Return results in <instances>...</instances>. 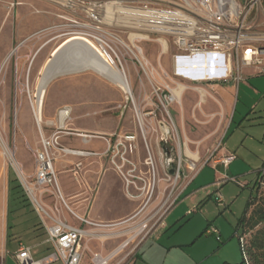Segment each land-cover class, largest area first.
<instances>
[{
    "label": "rangeland",
    "instance_id": "rangeland-1",
    "mask_svg": "<svg viewBox=\"0 0 264 264\" xmlns=\"http://www.w3.org/2000/svg\"><path fill=\"white\" fill-rule=\"evenodd\" d=\"M87 1L91 0H0V149L9 162L15 163L16 156L31 161L36 149L31 147H36V137L40 141L41 131L49 135L57 130L51 126L49 117L44 116L41 123L36 121L33 106L42 91L44 106L48 107L56 91V104L59 102V107L70 108L66 120L69 129L79 126L96 131L104 129L108 134L102 137L111 140L115 146L108 154L111 165L104 174V182L109 184L115 173L120 179L110 188L106 202L99 199L98 205L106 204L112 209L109 214L128 207L130 200H135L136 208L123 223L105 231L114 235L99 239L89 237L84 239V245L93 240L102 254L114 251L110 264H129L141 241V236L134 237L129 228L154 215L166 203L174 184L175 196L181 191L195 173L189 169L194 159L190 154L199 158L198 167H202L215 151L219 158L224 137L225 142L236 146V162L230 170L224 169L223 165L214 169L209 160V165L204 166V171L189 189V192L200 189L196 192V203L186 201L177 205L174 228L166 226L164 221L151 242L166 245L169 238L175 240L167 264L241 263L240 234L243 228L238 223L247 210L254 179L264 159V75L254 69L244 70L246 76L250 71L258 76L244 77L238 87L235 85L237 90L231 112L220 97L226 87L223 83L192 81L222 78L224 70L176 75L174 55L177 51L171 38L151 33L149 39L136 40L144 50V64L134 62L132 52L124 45H118L127 80L130 83L131 79L132 83L131 93L127 95L118 86L114 71L103 72L93 66L102 59L86 42L75 40L64 44L69 37L76 36L94 41L91 35L95 30L81 26L90 20L85 12ZM105 21L109 24V17ZM116 31L121 40L131 45L139 36L135 30L117 28ZM119 67L123 69L121 65ZM179 86L181 97L168 104L163 95ZM67 127L63 128L65 132L79 136V132L69 131ZM129 135L135 139L127 140ZM167 157L174 161L169 169L164 165ZM179 167L180 176H177ZM172 171H175V183L174 178H170ZM82 173L79 167L72 172L74 182L80 188L86 184ZM59 177L63 183L64 175ZM34 179L32 177L30 181ZM223 179L227 181L219 183ZM20 183L24 185L22 180ZM206 185V190H201ZM87 188L89 194L85 197L91 199L95 185ZM23 189L27 200L21 201L19 210L18 199L22 197L17 199L13 194L11 201L6 202L10 230L22 234L27 223L23 219L34 216L29 205L34 206L32 199L25 186ZM71 189H75L74 185ZM217 193L220 200L216 199ZM261 193L263 195L264 190ZM78 194L72 198L77 200ZM2 204L0 202V207ZM23 210L25 214L20 216ZM259 227L244 228L249 240ZM212 228H217L219 233H210ZM163 234L165 236L161 238ZM22 239L30 243L28 236ZM14 242L11 241L13 247L17 244ZM6 246L0 264H19L15 254L10 252L13 247ZM87 249L84 264H91L92 252ZM153 253L158 261L164 258L159 248Z\"/></svg>",
    "mask_w": 264,
    "mask_h": 264
},
{
    "label": "built area",
    "instance_id": "built-area-1",
    "mask_svg": "<svg viewBox=\"0 0 264 264\" xmlns=\"http://www.w3.org/2000/svg\"><path fill=\"white\" fill-rule=\"evenodd\" d=\"M87 2L85 12L90 20L81 26L95 30L91 36L101 50L103 58L111 66L121 65L123 69L119 68L125 77L127 74L117 49L119 43L132 52L134 62L144 64V50L136 44V40L149 39L151 33L164 34L171 38L177 51L175 58L213 54L215 59L210 63L213 69L225 72L222 78L192 81H205L213 84L218 81L220 83L233 82L238 86L244 79V68H253L256 73L264 75V0H91ZM106 17L110 19L109 24L105 21ZM117 28L135 30L139 36L134 38L132 45L128 44L117 35ZM164 43L167 45L166 41ZM180 86L175 90L170 89L169 93L163 95L168 104L181 97V94L178 96L176 93L180 90ZM70 111L69 107H63L59 110V115L68 118ZM63 133L72 134V132H65L62 124L49 135L42 130L40 146L34 149L35 179L27 181L21 174L24 183L22 186H25L30 195L34 210L46 229L54 249L43 258L34 259L30 248L21 245L15 253V259L19 264H51L59 260L63 264H84L88 255L84 239L108 238L114 233L105 231L112 230L125 220L97 222L80 216L73 210L61 189L55 162L60 156L67 154L97 155L99 153L65 146L61 141ZM78 134L85 141H88V137L98 136L83 132ZM107 141L106 155L115 150L111 140L107 138ZM221 149L222 147L219 150ZM215 152L210 154L203 166L212 161L214 164L222 163L227 167L235 159V156L231 154L218 158ZM198 161L192 158V163L189 165V169L195 171L194 175L203 167L197 166ZM173 162L172 158L167 157L164 165L169 169ZM177 176H180V167ZM256 177V181L263 187L264 166L258 170ZM170 178H174L175 183V171L171 172ZM230 179L235 180L234 177ZM226 181L227 179H223L219 183ZM180 192L175 196L174 184L166 203L154 215L129 228L128 231L134 232V237L141 236L138 248L147 239L153 237L164 224L167 214L178 201ZM47 193L54 198L53 208L46 206L41 200L42 196ZM216 199H221L219 193ZM62 207L68 209L83 225L90 228L73 225L60 217ZM153 219L154 222H152ZM210 233L218 234L219 232L217 228H212ZM130 239L125 242V246ZM240 244L243 248L245 237L242 234H240ZM91 252V264H110L114 255V251L106 255L99 251Z\"/></svg>",
    "mask_w": 264,
    "mask_h": 264
},
{
    "label": "crops",
    "instance_id": "crops-1",
    "mask_svg": "<svg viewBox=\"0 0 264 264\" xmlns=\"http://www.w3.org/2000/svg\"><path fill=\"white\" fill-rule=\"evenodd\" d=\"M1 3V2H0ZM2 5V4H1ZM3 8V7H2ZM75 40H82V39H74L73 37H69L64 44H67L71 41ZM86 42V44L94 51V48L91 46L89 39L87 40H82ZM90 41V42H88ZM94 43V42H93ZM3 63V57L1 59V64ZM248 69V68H244ZM253 69V68H249ZM255 71V70H254ZM258 76V74H254L250 71L249 75H245V78L249 77H254ZM244 80V79H243ZM131 83V79L129 80ZM132 84V83H131ZM226 87L220 92V97L227 106V108L231 111V106L232 102L235 97V91L237 90V87H235V84H231V82L228 83H223ZM57 98V92L54 91L53 96L51 98V101L48 105V107L44 106L45 105V100L43 101L41 113L44 119L45 117H49L52 120L51 126L54 128H59V125L62 124L63 128L68 126V122L66 121V117H60L59 115V110L63 107H59V102L56 104L54 99ZM45 107V108H44ZM44 109H45V115H44ZM232 112V111H231ZM82 115V114H81ZM80 115V116H81ZM67 130L73 131V132H84L89 133V132H98L97 135L93 138H91L88 141H85L84 138H82L80 135L79 136H74L71 134L63 133L61 141L62 143L69 147V148H74V149H79V150H89V151H95L98 152L99 154L97 155H75V154H67L64 156H60L56 162L55 166L58 171V178L60 182L61 189L68 200V202L71 204V207L73 210L79 214L80 216L87 217L91 220L97 221V222H119L121 220H124L127 218V216L131 215L132 212L135 210L136 205H135V200H130L128 207L120 209L116 214H109L111 212L110 209L106 207V204L100 207L98 203L100 202L99 199H103L102 201L105 203L107 200V197L109 195V190L114 186V184H117L119 182V174L115 173L113 179H111V182L108 184L104 178V174L107 170L110 168V159L108 155L105 154V151L108 147V141L107 139L103 138L102 135L108 134L105 133L106 131L104 129L101 130H95V129H88L84 127H76L69 129L67 127ZM54 129L52 130V132ZM45 133V132H44ZM46 134V133H45ZM50 134V133H49ZM68 140L66 143L64 140ZM36 147H31L33 148H38L40 146V141L38 137H36L35 140ZM236 146H232L229 141L225 142L223 141V146L220 151V156H228V155H234L235 159L227 166L225 167L222 163L220 164H211V167L216 169L217 166L223 165L224 169H231V166L236 162V157L238 154V151L235 149ZM15 163L9 162L8 159L4 155L3 149H0V183L4 180L3 185H2V190L0 193V202L3 204L0 207V257L4 254V250L7 249L6 245H8V248H11L10 246L13 247L11 244V241L15 240L17 243L13 247V252L11 254L14 256V254L20 249L21 245H25L26 247L30 248L32 257L34 259H40L49 254L51 251H53V244L49 240L48 233L44 226L42 225L41 221L39 220L37 214L35 213V210L31 204L27 203L30 205V209L34 211V216L31 218H24L23 221L27 222L26 225H24L25 229L23 231V234L20 233L21 231L14 233L13 231L10 230V222L9 218L7 217V205L6 202L7 200L11 201V198H13V194L17 195L20 198L18 199L19 206L17 210L20 209L21 207V201L27 200L25 197V191L23 189V186L21 185L20 181L22 180L23 175L24 179L27 181H30L32 177H35L36 175V161L34 156L31 158V161L29 160H21L18 159V157H15ZM264 159L262 161L263 166ZM80 164V165H79ZM209 165V164H207ZM77 167H79L83 173V182L85 185H82V188L77 186L76 182H74V179L72 177V172L77 170ZM260 167V168H261ZM259 168V169H260ZM204 166L193 176L191 180H189L185 186L181 189V192L179 193V199L176 202L175 206L169 211L165 218V223L166 226L173 227L175 226V217H178V209H175L177 205L181 203H186V201H190L191 204L196 203V192H199L200 189H197L195 191H190L189 189L192 186L193 182L201 175V173L204 171ZM258 169V170H259ZM113 171H115L113 169ZM258 172V171H257ZM60 175H64V182L62 183L60 179ZM257 175V173H256ZM256 179V176H255ZM254 179V180H255ZM16 181V182H15ZM17 183V185H16ZM214 186V183H211ZM75 187V189H71V186ZM90 185H95V188L93 190V195L91 199H88L85 197V195L89 194V189L87 186ZM208 185L206 187H202L201 190H206ZM80 192V193H79ZM189 192V193H188ZM78 194L77 200L72 198L75 194ZM42 202L50 207L53 208L54 204V198L50 196V194H44L41 198ZM26 203V204H27ZM199 207V206H198ZM110 210V211H109ZM24 210L21 211L20 216L24 215ZM60 217H63L66 219L69 223L73 225H83V223L78 220L68 209L62 207L61 213L59 214ZM181 222V220H178ZM86 228H90L87 225H83ZM29 237V242L30 243H25L24 240L22 239L24 236ZM203 235V232L200 234V236ZM164 234L161 238H164ZM152 237L147 239L144 243L141 244V246L138 248L136 251L134 257L130 261L129 264H167L169 258L172 256V251L175 248V240L173 238H169L166 245L164 244H154L151 242ZM14 242V243H15ZM96 244H94V241L91 240L85 245L88 247L91 251L98 250L99 252L102 253V251L99 249V247H95ZM186 246V245H184ZM159 248L161 250L164 258L160 261L154 258V253L155 249ZM9 249L7 250V252ZM86 264V263H85ZM224 264H227L226 262ZM240 264V263H237Z\"/></svg>",
    "mask_w": 264,
    "mask_h": 264
},
{
    "label": "bare ground",
    "instance_id": "bare-ground-1",
    "mask_svg": "<svg viewBox=\"0 0 264 264\" xmlns=\"http://www.w3.org/2000/svg\"><path fill=\"white\" fill-rule=\"evenodd\" d=\"M78 34H81V33H78ZM73 38L74 39L87 40L85 37H81V36H78V37L76 36V37H73ZM88 42H90V41H88ZM93 42H90L91 46L94 48V51L102 59V62H95L93 66H97L103 72L114 71V73H116V76L118 77V79H117L118 86L120 88H122L123 90H125L127 93L131 92V87H130V83L127 80V75L125 77L123 71L119 67L109 65L106 62V60L103 58L101 50L99 49V47ZM214 59H215V56L213 54H208L206 56L195 55V56L174 58L175 74L178 75V76H184V74L186 72H195V71H199V70H204V71L214 70L212 65L210 64ZM45 72L46 71H44V73ZM181 91H182V89L180 91L176 92L178 96H180ZM42 94H43V91L36 96L37 99H36V101L34 103V106H33L34 107L35 116H36V121L38 123H41L43 121V116H42V113H41V109H42V105H43V103H42L43 102L42 101ZM64 114L66 115V112H64ZM127 139L132 140V139H135V137L128 136ZM190 155L194 157V159H193L194 161H198L199 160V158L196 155H193V154H190Z\"/></svg>",
    "mask_w": 264,
    "mask_h": 264
},
{
    "label": "trees",
    "instance_id": "trees-1",
    "mask_svg": "<svg viewBox=\"0 0 264 264\" xmlns=\"http://www.w3.org/2000/svg\"><path fill=\"white\" fill-rule=\"evenodd\" d=\"M256 180L252 186L253 194L248 202L247 210L238 223V226L243 228L241 234L245 237L244 247H241L243 260L240 264H264V194L261 193L264 186L262 187ZM252 206L254 208L249 212ZM247 226L250 229L260 226L251 240L244 233V228Z\"/></svg>",
    "mask_w": 264,
    "mask_h": 264
}]
</instances>
